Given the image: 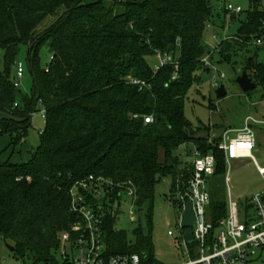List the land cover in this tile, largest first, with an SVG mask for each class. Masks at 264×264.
Listing matches in <instances>:
<instances>
[{"label": "trees", "instance_id": "1", "mask_svg": "<svg viewBox=\"0 0 264 264\" xmlns=\"http://www.w3.org/2000/svg\"><path fill=\"white\" fill-rule=\"evenodd\" d=\"M253 2L239 32L218 45L221 63L250 52L254 38L264 35V11L259 0ZM214 15L211 0H0V137L19 147L29 138L38 105L46 112L40 144L28 161H4L0 153V235L12 243L17 260L59 264V236L77 220L69 191L90 175L125 185L115 188L114 199L133 188L138 208L152 203L163 176H172L173 191L182 173L174 152L187 143L216 156L208 212L215 223L226 215L221 179L227 158L218 148L223 136L210 143L185 115L188 93L201 81L198 72L211 69L204 33ZM22 46L33 79L31 95L14 84ZM43 47L52 57L46 66L40 60ZM255 48L243 72L261 87L264 99V62ZM158 53L176 62L156 70L148 57ZM146 116L154 121L145 123ZM84 193L92 206L109 207L107 197ZM116 213L104 209L108 253H137L142 264H160L152 207L149 231L136 228L133 240L114 229Z\"/></svg>", "mask_w": 264, "mask_h": 264}, {"label": "rangeland", "instance_id": "2", "mask_svg": "<svg viewBox=\"0 0 264 264\" xmlns=\"http://www.w3.org/2000/svg\"><path fill=\"white\" fill-rule=\"evenodd\" d=\"M215 15L204 33V41L208 48L206 61L210 63L211 69L198 72L201 79L199 84H195L188 93L185 104V115L192 123L193 129H200L199 136H205L211 143L220 139L224 132L229 130V137H234L236 131L244 126L245 120L249 116L261 118L264 114V99L261 98V87L248 94L242 90L237 83L238 76L243 73L244 60L254 55V49L248 52L242 50L232 58L231 63H221L220 55L217 51L218 45L230 36L239 32L243 22L246 21L247 14L253 9V0H211ZM241 7L242 12L232 19L230 12H227V5ZM259 9L264 11V0H259ZM47 22V21H46ZM258 59L264 62V45L257 49ZM179 50L177 51V54ZM3 50H0V58L3 57ZM210 55H213L210 58ZM51 55L46 47L40 53L42 66L50 63ZM25 68L24 77L20 82V89L25 95L32 94L33 79L27 68V47L22 46L16 59ZM150 65L155 69L159 66L157 55L148 57ZM16 66L13 68V74ZM214 82L218 86H214ZM223 84L227 90V95L219 98L216 89ZM45 112L43 105H38L37 111L32 116V130L29 138L23 144H30L40 138V133L45 128L46 119L42 113ZM256 146L253 155L257 163L264 167V125L255 126ZM195 150L193 143L181 145L174 152L178 160L179 167L190 161ZM164 160L163 153L160 155ZM229 180L225 175L221 182L224 186L226 198L228 199V189L230 188L233 198L236 201H244L262 191H264V178L258 172L255 161L252 158H241L231 161L226 165ZM172 182L170 175L163 176L156 184L152 203L148 202L142 208L132 207L129 202H124L116 213L114 229L124 231L131 240L134 239L133 232L136 228H141L145 232L149 231V208L152 207V240L155 249V256L160 264H184L189 261V255L185 249L177 244L180 238V229L177 223L179 211L172 201ZM101 199H104L102 196ZM124 200L129 199L124 196ZM135 215L136 221L131 217ZM173 231L174 236L168 234ZM8 245H10L8 243ZM79 256L78 252L70 254L69 263H65L60 253L56 254L59 264H73V260ZM0 264H33L27 260L25 263L17 260L12 251L7 247V243L0 235Z\"/></svg>", "mask_w": 264, "mask_h": 264}, {"label": "built area", "instance_id": "3", "mask_svg": "<svg viewBox=\"0 0 264 264\" xmlns=\"http://www.w3.org/2000/svg\"><path fill=\"white\" fill-rule=\"evenodd\" d=\"M227 10L232 14L242 12L241 7L231 4L227 5ZM261 45H264V35L254 38L252 42L253 47ZM157 56L159 66L156 70L176 62L170 54L158 53ZM24 73L23 64L18 62L14 81L16 87H20ZM132 82L141 83L136 79ZM214 86L217 87L218 83L214 82ZM42 115L45 117L46 112ZM153 121V116L145 117V123ZM257 125H264V115L261 118L247 117L244 126L235 132L234 137H229V130L225 131L218 148L226 154L227 163L236 159L252 158L264 178V167L257 163L253 155L257 138L254 128ZM216 168V156L213 153L203 154L195 147L190 161L181 167L182 173L175 179L171 194L179 211L177 223L181 237L176 242L189 255V261L184 264H264V191L244 201H236L229 188L226 215L215 223L211 220L208 206L211 203L210 182ZM116 187L125 188V185H115L104 177L90 175L70 189L71 211L76 214L77 220L71 230L59 236L60 254L64 262L69 263L70 254L78 252L79 256L73 260V264H142L137 253L109 254L107 251L103 235L104 209L114 215L124 202H129L132 207L136 206L133 188L127 187L118 194L120 198L114 199ZM84 191L90 192L98 200L102 196L107 197L109 207L92 206ZM124 196L129 201L124 200ZM188 202L192 204L195 213L193 239L190 241L186 240V227L182 225V215ZM131 220L136 221L135 215H132ZM168 234L174 236L171 230Z\"/></svg>", "mask_w": 264, "mask_h": 264}, {"label": "water", "instance_id": "4", "mask_svg": "<svg viewBox=\"0 0 264 264\" xmlns=\"http://www.w3.org/2000/svg\"><path fill=\"white\" fill-rule=\"evenodd\" d=\"M211 66L208 64V68ZM237 83L242 88L244 92H251L256 89L257 84L252 80L249 74L244 71L242 75L238 76ZM217 97L222 98L227 95V90L223 84H221L216 89ZM195 224V213L190 202L187 203L186 210L183 212L182 215V225L186 227L185 231V238L186 240L190 241L193 239V228L192 225ZM14 250V247L12 248Z\"/></svg>", "mask_w": 264, "mask_h": 264}, {"label": "crops", "instance_id": "5", "mask_svg": "<svg viewBox=\"0 0 264 264\" xmlns=\"http://www.w3.org/2000/svg\"><path fill=\"white\" fill-rule=\"evenodd\" d=\"M1 117H4L3 113H0V118ZM260 126H263V125H260ZM31 130H30V134H31ZM10 144H11V140H10V138L8 136L0 137L1 158L4 161L11 160L13 163H23V162L28 161L31 158L30 150L32 148L37 147L40 144V138L38 139V141L36 140L35 142H32L30 144H28V143L27 144L26 143L22 144V145H20L17 148H14V147L10 146ZM6 243H7V247L9 248V250L13 252L12 248L14 246L12 245V243H9V242H6ZM8 243L10 245H8Z\"/></svg>", "mask_w": 264, "mask_h": 264}]
</instances>
